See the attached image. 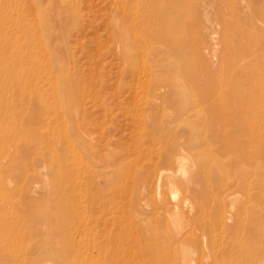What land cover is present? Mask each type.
<instances>
[{
    "label": "rangeland",
    "instance_id": "1",
    "mask_svg": "<svg viewBox=\"0 0 264 264\" xmlns=\"http://www.w3.org/2000/svg\"><path fill=\"white\" fill-rule=\"evenodd\" d=\"M132 1L43 0L36 17L27 13L50 22L56 37L75 21L64 30L62 63L79 90L63 120L33 93L0 94V212L12 224L0 234L18 240L16 255L52 247L51 259L64 251L63 237L72 239L80 264H229L245 249L264 263V0H191L187 69L202 86L173 103L149 91L140 49L135 67L122 56L114 21L129 20ZM28 4L38 0H0V26ZM191 137L200 148H188ZM211 169L219 179L210 188Z\"/></svg>",
    "mask_w": 264,
    "mask_h": 264
},
{
    "label": "bare ground",
    "instance_id": "2",
    "mask_svg": "<svg viewBox=\"0 0 264 264\" xmlns=\"http://www.w3.org/2000/svg\"><path fill=\"white\" fill-rule=\"evenodd\" d=\"M42 2L43 0H38V4L36 5L32 4L29 6L28 4L29 7L31 6L33 7L27 10L22 9V7L18 8L17 10L16 9L17 6L13 7L12 10H10L9 8L8 10L14 12L15 15L18 17V19H16V21L14 22H11L12 24L9 27H4L5 24L0 26V33L5 29L7 30V34H5L6 37L4 38L0 37V46L2 47L5 45L10 47V50H8L10 52L9 57L7 56L8 60L6 56H3L2 53H0V94L3 93L6 95V93L10 91L12 93L18 92L19 94L33 93L35 96H37V98H39V103L41 105L47 106L48 109L52 108L50 111H53V115L57 117L63 116L60 117L61 120H63L65 119L64 116L71 113L69 103L76 97L79 90L78 84L75 83V80H73L70 77V71H68V68L65 66L66 63L65 64L62 63V60L64 58L63 55L68 52L67 50L69 45L68 36L66 35V32L64 30L67 25L73 26L75 24V21L70 18L66 20L67 22L64 24V28L62 29V32L59 33V37H56L57 35H53L52 29L56 30L57 29L56 27H59V24H57L58 26L56 25L55 27L56 29L52 28V26L50 25L52 28L51 29L49 26L50 22H47L45 20L36 21L34 19L33 20L27 19L28 14L31 12L35 14L34 15L35 17L36 15H38V12L41 10V8L38 6ZM132 2H133L132 3L133 6L131 5L132 12L130 14L128 13L129 14L128 18L126 17L129 20H123L122 22L117 20L114 21V29H113L114 35L116 36L117 39L119 38V40L122 43H124V48L123 47L121 48L123 58H126L129 61L134 58V51L136 49H140L142 51V56H140L142 58L141 64L142 66L144 65L143 67L145 68L143 67L140 68L143 69L144 72H146L145 73L146 75H143L144 73H142L141 70L140 71L143 75V78L145 79L147 78L146 81L149 91L156 93L157 95H163L165 97L171 96L170 100L162 99V102L164 103L167 102L173 103L184 100L185 99L184 96L186 94L191 93L192 91L195 90H200L202 86V77L200 75L194 76L193 75L194 73L189 75L187 69L188 68L187 64L189 63L188 57L190 56V53L193 52V44L189 46V42L193 39V36H195L192 35L190 30H188L187 28L189 26L191 27V23L193 21L192 19L193 18L196 19V17H194L195 12L193 11V7L190 6L192 5L191 0H133ZM124 3L126 2H124L123 0L122 4L124 5ZM122 4L119 3V5ZM42 5L43 4H41V6ZM121 7L122 6H120L119 8ZM125 11L124 14L127 13ZM63 20L64 19L62 17V21ZM64 21L61 24H63ZM130 35H132L131 39L136 47H134L133 43L130 42ZM155 55L159 56L157 61L159 63L158 64L159 73L152 72L156 65H153L150 59L152 60V58H154ZM69 59L70 57H68V60ZM128 63L130 65H133V67L137 65V62L135 60L133 61L131 60ZM35 68L38 69V74L34 75L35 77H33L32 73ZM207 80L208 79L206 78V82ZM214 82L215 81L213 79L209 80V82L207 83L208 85L207 87L209 89L215 88ZM45 84L48 85V87L47 86L45 87ZM47 96H49L50 98H48ZM2 103H3V97H0V105ZM5 109L6 108H4V110ZM181 109L183 110L180 111L178 117L177 118L175 117L173 120L177 119L176 121L179 122L178 120H180L185 116L184 115L181 117V115L185 112L186 108L184 109L183 106V108ZM2 111L3 110L0 108V115L3 112L5 113V111L3 112ZM212 111L214 115H218L220 113L219 109H217L216 107L215 108L213 107ZM38 116H40V114ZM1 118L3 120V117ZM5 120L7 119L5 118ZM7 123L8 122H6V124ZM213 128L214 127H211L210 134H213L212 136L214 142L222 143L223 141L221 139V136H218L216 134L217 133L216 130L214 131ZM11 130L12 129H10V131ZM200 139L201 138H196V137L189 138L187 144L188 148L189 149L200 148L201 147V146L199 147V145H201V143L199 142ZM173 149H175V145L173 146ZM236 151H237V155L241 156L244 150H241L240 147L239 149L236 148ZM70 152L71 153L74 152L73 149H71V147H70ZM1 154H0V159L2 160L3 157H1ZM171 154L172 153L169 154L170 162H172L173 159L171 157ZM240 159H242V157H240ZM213 160L215 161V164L219 163L218 160L215 159ZM207 175H210V177L205 179V181L206 180L208 181V182L206 181V185L207 187L211 188L212 182H214V185H216L215 180L218 178V173L212 171L211 169L209 173H207ZM216 182L218 183L217 180ZM2 185L4 186L3 183ZM5 187L7 188V186H4V188ZM214 187L217 188L216 186ZM202 207L204 206L202 205L201 208ZM64 221L61 220V222ZM8 225L11 226L12 224H8ZM10 226H8V228ZM4 227H6V225L4 224V217L2 215V212H0V230L4 229ZM8 228L6 227L7 230ZM62 232L63 234H65L64 231ZM7 233H10V230ZM7 233L0 234V264H45L44 260L47 258V256H49V260H51L50 264H80L78 262L80 260V257H82L81 256L82 254L80 255V252L78 250H75L74 246L71 247L74 249L70 251L71 249L69 242L72 241V239L69 242H67L68 241L67 238L63 237L62 245L64 251L62 250V253L55 256L54 259H51V256L54 253L52 247L47 252L39 253L35 250H32L30 251L28 256L24 257L20 254L19 255L15 254L14 247H16L15 244L16 241L18 240L15 241L12 240V238H10L12 235L8 237ZM1 249H4L5 251L11 250V252L7 254H2ZM164 250L165 249H163V251ZM118 251L119 253L124 252L121 250ZM245 251L246 254L244 252L239 251L240 254L238 255V258L235 260V262H231L229 264H264L262 262H259L258 258L253 255V253L256 252L250 254L251 252H247V249H245ZM46 253L47 255L44 256ZM4 256L6 257L4 258ZM171 257L169 256L170 259ZM85 258L83 257L82 259L84 260ZM85 261L87 262V260H84L83 262Z\"/></svg>",
    "mask_w": 264,
    "mask_h": 264
}]
</instances>
